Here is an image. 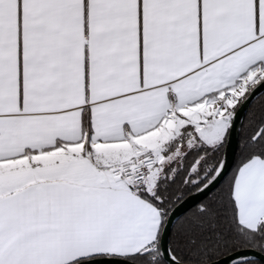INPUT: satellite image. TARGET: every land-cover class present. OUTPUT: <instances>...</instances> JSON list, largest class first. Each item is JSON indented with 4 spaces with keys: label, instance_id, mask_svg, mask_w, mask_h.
I'll list each match as a JSON object with an SVG mask.
<instances>
[{
    "label": "snow or ice",
    "instance_id": "1",
    "mask_svg": "<svg viewBox=\"0 0 264 264\" xmlns=\"http://www.w3.org/2000/svg\"><path fill=\"white\" fill-rule=\"evenodd\" d=\"M261 90L264 0H0V264H264Z\"/></svg>",
    "mask_w": 264,
    "mask_h": 264
},
{
    "label": "trees",
    "instance_id": "2",
    "mask_svg": "<svg viewBox=\"0 0 264 264\" xmlns=\"http://www.w3.org/2000/svg\"><path fill=\"white\" fill-rule=\"evenodd\" d=\"M264 104V93H262L261 95H259L249 106V109H259L261 107V105ZM247 118H248V109L246 111L245 117L243 119L240 131H239V135H238V142H237V147H236V153L234 156V160L236 159V157L239 156L240 154V145L241 142L246 134L247 131ZM226 179V178H225ZM224 181H221V185H223ZM221 185H218L217 188H220ZM216 192V189H214L211 193L208 194V196H212L214 195ZM206 198V197H205ZM193 208V207H192ZM191 210V209H189Z\"/></svg>",
    "mask_w": 264,
    "mask_h": 264
},
{
    "label": "water",
    "instance_id": "3",
    "mask_svg": "<svg viewBox=\"0 0 264 264\" xmlns=\"http://www.w3.org/2000/svg\"><path fill=\"white\" fill-rule=\"evenodd\" d=\"M262 93H264V90H261V92H258L257 94H256V96L254 97V99H253V101L259 96V95H261ZM252 101V102H253ZM251 102V103H252ZM251 105V104H250ZM249 105V106H250ZM246 111H247V109H245V111L241 114V116H240V120L238 121V123H237V133H236V135L233 137V142H232V158H233V160H234V156H235V153H236V147H237V142H238V135H239V131H240V128H241V125H242V122H243V119H244V117H245V114H246ZM218 186V185H217ZM214 190V189H213ZM209 194V193H208ZM203 198H205V197H203ZM202 198V199H203ZM192 207H194V202L193 201H189L188 202V204H186L185 206H184V208L183 209H181V215L183 214V212L185 211V210H189V209H191ZM249 255H253V253H249Z\"/></svg>",
    "mask_w": 264,
    "mask_h": 264
}]
</instances>
